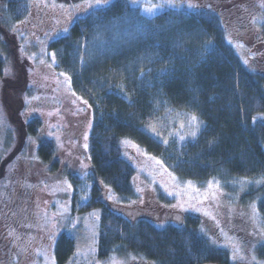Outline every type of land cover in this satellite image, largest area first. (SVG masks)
<instances>
[{"label": "trees", "instance_id": "1", "mask_svg": "<svg viewBox=\"0 0 264 264\" xmlns=\"http://www.w3.org/2000/svg\"><path fill=\"white\" fill-rule=\"evenodd\" d=\"M55 1L77 5L85 0ZM28 12L26 0H0L5 53L10 48L5 31L14 32ZM220 16L200 7L166 9L148 18L129 0H113L110 8L95 16L91 11L49 44L50 51L58 52V70L71 77L74 91L98 105L87 148L91 194L77 211L100 210V262L132 252L152 264H232L227 250L215 249L201 234L210 222L203 216L171 208L165 214L183 215L184 222L161 227L151 218L134 221L121 211L137 202L136 169L123 157V140L158 158L182 181L218 180L228 193L236 180L264 179V119H257L264 115V73L243 62ZM188 117L196 118L195 137ZM153 124L162 131L160 140L144 130ZM40 127L41 121L32 119L28 134L36 137ZM39 140L41 161L57 171L54 144ZM76 177L70 175L71 180ZM106 190L119 202L110 201ZM259 193L264 223V184ZM5 245L0 238V255ZM74 252V240L62 233L56 264H68Z\"/></svg>", "mask_w": 264, "mask_h": 264}, {"label": "rangeland", "instance_id": "2", "mask_svg": "<svg viewBox=\"0 0 264 264\" xmlns=\"http://www.w3.org/2000/svg\"><path fill=\"white\" fill-rule=\"evenodd\" d=\"M26 1L28 16L15 26L14 32L4 30L9 54L0 45V238L8 247L0 264H56L55 247L62 233L75 242L68 264H152L132 252L100 262V210L77 211L91 194L87 148L98 105L74 91L71 77L58 70V52L50 51L49 44L66 34L64 27L69 29L93 10L85 12L77 7L85 1L77 5L55 0ZM207 1L172 0L175 7H157L154 16L172 8H207ZM211 1L215 5L209 8L224 19L243 62L251 70L264 73V0ZM150 3L158 6L164 0ZM131 4L140 6L146 17H154L143 11L145 0ZM32 119L41 121L36 137L27 131ZM257 119H264V115ZM187 123L195 132L196 119L188 117ZM144 130L155 139L162 138L157 124L145 126ZM39 139L54 144L60 165L57 171L41 161ZM120 146L123 157L136 169L133 186L137 202L129 210H121L129 219L151 218L164 227L184 222L183 215L165 214L171 208L181 214L203 216L210 222L200 229L201 234L215 249L227 250L232 264H264V223L258 210L264 179L236 180L229 184L232 191L227 193L218 180L201 184L180 180L158 158L132 141L123 140ZM70 175L81 179L71 180ZM248 192H253L252 198L245 197ZM107 197L113 203L119 202L111 191Z\"/></svg>", "mask_w": 264, "mask_h": 264}, {"label": "snow or ice", "instance_id": "3", "mask_svg": "<svg viewBox=\"0 0 264 264\" xmlns=\"http://www.w3.org/2000/svg\"><path fill=\"white\" fill-rule=\"evenodd\" d=\"M132 3H139L140 0H130ZM113 0H85L84 4L82 6H77L78 8L82 7L85 12L87 10L92 9V15H96L97 12L102 13L105 9H108L112 6ZM165 6L168 7H175L176 5L172 2V0H164V3L156 6V5H151L150 0H145V7L143 8V11L147 13L149 16H154L157 7L163 8ZM189 7H193V5L189 4ZM127 23V21H125ZM63 31L67 33L69 31L68 27H64ZM209 47V45H206V48ZM53 59L55 58V53L52 54ZM85 104H87V101H84ZM90 107V106H89ZM195 117H193V121H195ZM155 131V129H153ZM193 137L196 136V132H192L191 134ZM85 140H87V136H85ZM88 145L87 143L84 144V148H87ZM71 187V185H69ZM177 219H179L177 217Z\"/></svg>", "mask_w": 264, "mask_h": 264}, {"label": "flooded vegetation", "instance_id": "4", "mask_svg": "<svg viewBox=\"0 0 264 264\" xmlns=\"http://www.w3.org/2000/svg\"><path fill=\"white\" fill-rule=\"evenodd\" d=\"M24 211H25V210H18V213H20V212H21V213H22V212L24 213ZM10 222H12V220H10ZM9 254H14V253H9ZM5 256H6V254H5ZM3 257H4V256H3ZM22 261H23V260H22ZM23 262H25V261H23Z\"/></svg>", "mask_w": 264, "mask_h": 264}]
</instances>
